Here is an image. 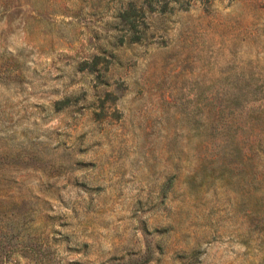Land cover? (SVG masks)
<instances>
[{
	"label": "rangeland",
	"instance_id": "374dc122",
	"mask_svg": "<svg viewBox=\"0 0 264 264\" xmlns=\"http://www.w3.org/2000/svg\"><path fill=\"white\" fill-rule=\"evenodd\" d=\"M148 5L0 0V264H264V0Z\"/></svg>",
	"mask_w": 264,
	"mask_h": 264
},
{
	"label": "trees",
	"instance_id": "16d2710c",
	"mask_svg": "<svg viewBox=\"0 0 264 264\" xmlns=\"http://www.w3.org/2000/svg\"><path fill=\"white\" fill-rule=\"evenodd\" d=\"M148 7L150 10L160 9V13L166 14L169 11H173L177 6L179 8H183L186 3H189V0H147ZM133 5L136 3L133 2ZM173 184V181H170L168 186L170 187ZM140 264H147V262H143Z\"/></svg>",
	"mask_w": 264,
	"mask_h": 264
}]
</instances>
